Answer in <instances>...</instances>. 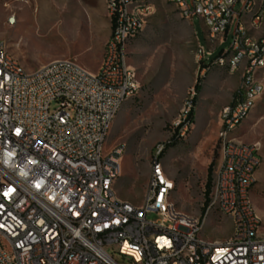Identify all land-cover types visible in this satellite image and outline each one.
I'll use <instances>...</instances> for the list:
<instances>
[{
    "label": "built area",
    "instance_id": "built-area-1",
    "mask_svg": "<svg viewBox=\"0 0 264 264\" xmlns=\"http://www.w3.org/2000/svg\"><path fill=\"white\" fill-rule=\"evenodd\" d=\"M167 1L207 30L210 47L196 40L197 62L221 48L210 65L229 74L243 67L235 98L220 113L219 161L203 214L175 209L174 183L157 157L140 205L114 190L123 147L105 151V141L137 92L125 49L153 4L101 0L111 32L95 73L74 59L27 70L0 40V264H264V224L251 199L260 144L228 138L264 92L257 77L264 68V0ZM212 213L231 224L224 240L201 237Z\"/></svg>",
    "mask_w": 264,
    "mask_h": 264
},
{
    "label": "rangeland",
    "instance_id": "rangeland-1",
    "mask_svg": "<svg viewBox=\"0 0 264 264\" xmlns=\"http://www.w3.org/2000/svg\"><path fill=\"white\" fill-rule=\"evenodd\" d=\"M151 1L153 13L125 49L138 89L112 120L105 151L123 147L120 175L114 184L120 199L136 206L142 203L150 166L157 157L174 183L170 200L175 209L200 217L207 176L210 173L212 179L219 161L220 113L233 102L243 67L229 74L226 67L210 65V60L197 62L196 40L204 48L210 47L203 22L198 17L191 21L181 18L167 0ZM110 32L101 0H0V40L27 70L53 60L74 59L95 73ZM257 77L264 85V68ZM196 83L198 93L194 90ZM190 109L191 123L180 132L176 146L164 151L174 128ZM228 138L242 144H260V165L251 199L264 224V92ZM146 219L159 217L148 215ZM230 233L229 220L212 213L201 237L221 241Z\"/></svg>",
    "mask_w": 264,
    "mask_h": 264
},
{
    "label": "trees",
    "instance_id": "trees-1",
    "mask_svg": "<svg viewBox=\"0 0 264 264\" xmlns=\"http://www.w3.org/2000/svg\"><path fill=\"white\" fill-rule=\"evenodd\" d=\"M221 54V49H219L217 52H214L213 55L211 56V58L209 59L210 61H212L214 58L218 57L219 55ZM194 90L196 93L199 92V85L198 83L195 84L194 86ZM192 117H193V111L190 109L186 115L184 116V118L182 119V121H180V123L174 128V134L173 136L171 137V140L165 144L164 146V151L167 150L168 148L170 147H174L176 146L178 140H179V135H180V132L182 131V129L184 127H186L188 124L191 123L192 121ZM163 155L162 152L159 153V157H161ZM210 189H211V175L210 173L208 174L207 176V181H206V184H205V191H204V199H205V204L207 202V197H208V194L210 192ZM202 211V214L204 212V208L201 209Z\"/></svg>",
    "mask_w": 264,
    "mask_h": 264
},
{
    "label": "bare ground",
    "instance_id": "bare-ground-1",
    "mask_svg": "<svg viewBox=\"0 0 264 264\" xmlns=\"http://www.w3.org/2000/svg\"><path fill=\"white\" fill-rule=\"evenodd\" d=\"M10 23H15V21H11Z\"/></svg>",
    "mask_w": 264,
    "mask_h": 264
},
{
    "label": "crops",
    "instance_id": "crops-1",
    "mask_svg": "<svg viewBox=\"0 0 264 264\" xmlns=\"http://www.w3.org/2000/svg\"><path fill=\"white\" fill-rule=\"evenodd\" d=\"M109 38V37H108ZM119 198V197H118Z\"/></svg>",
    "mask_w": 264,
    "mask_h": 264
}]
</instances>
